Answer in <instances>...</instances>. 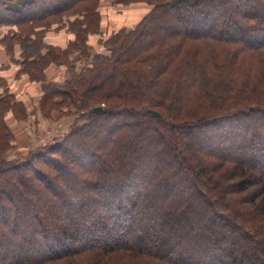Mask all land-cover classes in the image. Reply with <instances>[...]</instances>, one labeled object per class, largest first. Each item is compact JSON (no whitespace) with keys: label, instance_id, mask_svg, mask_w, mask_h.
I'll return each mask as SVG.
<instances>
[{"label":"trees","instance_id":"16d2710c","mask_svg":"<svg viewBox=\"0 0 264 264\" xmlns=\"http://www.w3.org/2000/svg\"><path fill=\"white\" fill-rule=\"evenodd\" d=\"M99 1L0 0V26L17 29L1 42L7 52L18 45L21 72L39 80L46 78L55 48L46 46L36 29L84 14L71 20L77 40L64 52L67 57L80 47L81 56L56 59L70 68L69 80L42 90L52 108L83 111L86 121L27 159L8 162L10 137L1 117L12 96L0 78V264H190L181 250L194 243L206 249L203 254L191 249L196 264H209L216 252L226 264H264V0H147L153 9L137 27L114 34L108 55L90 57L91 30L82 25L86 17L99 16ZM76 61H82L78 72ZM96 107L101 110L93 112ZM108 126L114 131L99 142ZM216 134L230 141L216 145ZM145 137L151 144L141 150L138 143ZM192 137L205 141L204 149ZM164 157L168 161L161 165ZM136 159L157 163L153 182L161 181L170 198L166 210L160 209L164 224L156 237L138 231L145 204L135 198L148 168L129 182L126 170ZM172 168L183 175L169 181ZM73 171L80 179L74 174L72 186L83 184L78 191L84 199L62 178ZM120 174H125L121 181L107 189L106 178ZM42 181L49 191L37 189L36 198L23 202L22 208L33 207L23 221L12 201ZM100 188L107 190L101 195ZM176 188L190 189V197L203 200L206 209L183 203ZM56 191L59 195L44 203L42 198ZM67 196L74 198L71 217L60 224ZM147 206L150 213L154 206ZM212 211L214 227L222 232L210 235L205 220ZM18 219L23 232L13 224ZM236 239L243 242L237 252ZM227 245L232 250H225Z\"/></svg>","mask_w":264,"mask_h":264},{"label":"rangeland","instance_id":"374dc122","mask_svg":"<svg viewBox=\"0 0 264 264\" xmlns=\"http://www.w3.org/2000/svg\"><path fill=\"white\" fill-rule=\"evenodd\" d=\"M123 1L124 2H118L115 0H101L99 1L98 6H97L98 7L97 10L99 11V16H97L96 19L93 17L85 18V21L83 22L84 24L82 26H86V24H88L89 29L91 30V32H89L86 36V46H87V49L89 50L87 54L90 57H93L94 55H108L109 47L107 45V41L119 31L125 30L129 32L131 30H134L137 27V25L142 21V19H144V17H146L151 12L154 6V3L149 2L147 0H123ZM75 18L81 20L82 18H84V14L78 13L73 16H65L62 22H60V24L59 23L52 24L49 28H46V29L44 28L36 29L37 32L42 33L41 37L43 38L44 44L48 47L55 48L52 54L48 57V60L52 62L48 63L47 65V68L49 67L51 68L47 70H48L49 78L52 77L53 81L49 79H48L49 81L46 80L48 76L47 72L45 74L46 78L43 80H39V79H34L33 76L30 77L29 76V74H31L30 71L28 72L24 71V72L18 73V75L15 76L13 69L6 67V70H4L6 72V76H10L13 78V79H8L6 77L7 79L6 87H7V90L10 92L8 93L11 94L12 98L8 100L7 102L8 106L6 105V108H4L6 110L3 113L1 112L2 113V117H1L2 123L6 125V130L9 133L8 137H10V139H8L6 143L7 146H10L8 147L9 151H7L6 153V160L8 162H11V161L21 162L27 159L31 154L37 153L43 150V148H45L44 146L52 145L58 142V140L60 138H63V136L67 135L73 127L80 126L81 123L86 122L84 121V117L81 116V113H84L83 111L79 110L77 111L78 113L77 112L75 113L74 108L66 109L63 106L61 107V112H60L59 107L52 108V106L50 105L51 103L50 102L48 103V100L44 99L45 92L42 90L43 85H47L48 83L58 84L64 81L67 82L70 78V68L69 69L66 68L64 66V62H58L56 61V59H60L59 55L60 54L63 55L67 47L71 45V43L74 40H77V35L75 32H73L72 26H70L71 20ZM13 32L15 33L17 32V29L14 26H0V41L5 36L6 38H8V36L13 35ZM154 32L155 31H153L152 33ZM76 45L77 44H75V46ZM80 49L81 48L78 47V49L75 50L76 53L71 52L70 55L69 54L67 55V57L64 54L66 57V61L74 60L75 58L81 56ZM7 50L8 49L6 47V51ZM9 53L10 52H8V54ZM76 62L77 63L74 65H75L76 72H78L81 69L80 66L82 65L81 63L82 61H80V63H78V61ZM16 63L21 69L24 68L21 62H16ZM74 65L72 66L74 67ZM12 80H13V85H12L13 91H14L13 87L15 85L18 86L19 84L21 85L25 83H34V82L40 84L41 91H38V89H34L35 90L34 93L32 92L20 93L18 94L20 98L19 99L16 94L11 92V88L8 85V82L10 83V81L12 82ZM100 105L104 107L103 103ZM66 111H68V113H66ZM247 124L254 130H259V127L255 126L253 122L250 121ZM242 125H245L244 122H242ZM112 131L114 130H111L108 126V128H106L100 134L99 142L103 141V139L107 137L108 135H110V132ZM147 133H148L147 134L148 136L151 132L148 131ZM194 138L192 137V140L194 141V143L196 144L198 143V146H200L201 148H203V145H206L205 141L199 142V140H196ZM213 138L215 139L216 145L217 144L224 145L226 144V142L230 141L229 140L230 138H226V139L224 138V140H221L222 138L221 137L218 138L217 134L214 135ZM146 139L148 138L145 137V139L142 142L138 143V146L139 148H141V150L147 148L151 144L149 143L150 141ZM87 148L90 150L91 146ZM160 152L161 151H159V153ZM98 155H99L98 157H100V160H101V162L99 163L100 167L104 168L105 164L103 161V157L101 153H98ZM98 157L97 158L94 157V159L99 161ZM136 160H137L136 163H134L132 167H128L126 170L127 171L126 176L130 178L129 182H132L133 179L135 182H137V180H139L138 172H142L143 170H147L148 168L147 179L146 181H144V184L140 183V185H142V188L139 189L140 194L137 195L135 198L136 200L141 199V202H144L145 204V209L140 208V212H142L145 215V217H143L142 218L143 220H141L142 222L139 223L141 225L138 231L143 230V231L153 232L155 233V237H156V235L158 236V234H162L161 228L163 227V224H164L162 219L159 217L161 216L163 218V214H164L163 212H160V209L166 208L167 203L170 200V198L167 197L168 194L166 193V190L164 189V187L160 185L161 181L159 182V180H155L153 182L154 177L158 174L157 163L153 161L152 159L148 160L147 163L144 162L145 164L142 163L143 161L140 162L138 159ZM167 161L168 160L165 159L164 157L161 160L160 164L164 165L166 164ZM134 173L137 174L136 177H134ZM171 173H172V176L169 181L179 179L183 175L182 173L177 172L174 169L172 170ZM74 174L77 175L78 179H80V176L74 171H73V174L71 173L69 175L67 173H63L62 178L67 181L68 187L69 186L75 187L72 193L76 194L78 198L81 197L84 199V197L82 196V193L78 191V189L83 184L79 182L77 186H74V185L72 186L71 181L77 179ZM123 175L120 174V175H117V177H115L116 175H111L110 177L106 178L105 184L107 185V189L109 185H111L112 183L121 181ZM163 178L168 179L167 176L166 177L164 176ZM21 180L23 181V185L25 184L26 186H28L30 182L29 177H24ZM31 183L34 184V182L32 181ZM42 183H43L42 186L38 184H35L33 188L31 186V191L26 190L25 192L26 197H24L23 199L17 198L12 201V203H15L14 208L22 212L23 221L24 219L27 220L29 216H31V208H33V207H29L26 209L22 208L23 202L25 200H33L34 198H36L35 191L37 189L49 191L48 187L45 185V181H42ZM107 189L100 188V190H98V193L102 195V193L106 191ZM147 189L149 191H147ZM12 190H13V193L14 192L17 193L16 190L14 189ZM8 191H9L8 193L11 194L12 191L11 190H8ZM188 192H190V189L176 188L174 190L175 195L177 194L180 197L179 200L183 201V203H186L189 201V202L199 205L200 209L205 208V204L203 200L193 199V197H190V193ZM49 193L51 196L48 195L49 197H47L46 199L42 198V200L46 204L51 203L50 200L51 198H53L52 196L59 195L57 191L49 192ZM115 196L117 198H121V193L117 191L115 193ZM151 198H153V200L149 202L148 199H151ZM64 199L65 200L63 203L60 202L61 206L64 207V209L61 211V214L58 216V221L62 222L60 224H66L67 222H65V220L71 217L70 215L71 211L69 207L71 205L70 201H72L74 198H70L69 196H67V197H64ZM169 203L173 204V201H170ZM147 205L154 206L153 210L150 209L151 210L150 213L148 212V210H146V207H148ZM34 207L37 208L38 206L35 205ZM195 218L198 220L199 217H195ZM216 219H217L216 214L212 211L211 213H209L208 219L205 220V222L208 224V227L210 228V229L208 228V234L210 235H213L214 232L215 233H217L218 231L222 232L220 228L214 227L216 225L214 224ZM179 222H182V220H180ZM13 224H17L19 227L18 229L21 232H23V229L21 228L22 223L19 219L13 222ZM200 225L201 224L196 225L198 228V229L196 228V230L200 229ZM202 225L204 226L206 224H202ZM65 228H67V226ZM134 228L135 227H133V229ZM14 230L15 229L12 228V231L10 234V236L12 237H13V233L14 235H16V232H13ZM235 244L236 245L234 246V248L235 249L237 248L236 250L237 252L239 251L238 249L239 246H241L243 242L236 239ZM193 248L197 249V251L200 254H203V252H205L206 250L203 247V244H198V243H194L192 247H182V250H181L182 253L186 254L184 256V261L190 262V264H196V260L191 259L189 257L190 256L189 254L193 252L191 250ZM224 248L227 251L228 249L229 251L232 250L230 248V245L229 246L227 245L226 247L224 246ZM218 254H221V253L216 252V254H213V256L209 258V261H210L209 264H226L227 260L223 259V257H219ZM199 259L200 258H198V260Z\"/></svg>","mask_w":264,"mask_h":264},{"label":"crops","instance_id":"0c3cea01","mask_svg":"<svg viewBox=\"0 0 264 264\" xmlns=\"http://www.w3.org/2000/svg\"><path fill=\"white\" fill-rule=\"evenodd\" d=\"M20 54H21V49H20V47L18 45H16L15 48L12 49L11 52L8 54V52L6 51L5 46H3L2 42L0 41V78L3 79L5 82L7 80L6 77L8 79H13L10 76H6V72L4 71V70H6V67H9V68L13 69L15 76L18 75V73H21L22 69L16 63V62H21L20 61ZM49 68H48V70H49ZM48 70L46 71L47 75H48ZM48 79L52 80V77L49 78V75H48L46 80L49 81ZM64 82L59 83V84H63ZM8 85L11 88V92L16 94L18 98H19L18 94H20V93H30V92L34 93L35 92L34 89H38V91H41L40 84L35 83V82L34 83H25V84H21V85L19 84L18 86L15 85L13 87L14 91L12 90L13 80H12V82L10 81V83L8 82ZM0 91H2V89H0Z\"/></svg>","mask_w":264,"mask_h":264},{"label":"water","instance_id":"95a60500","mask_svg":"<svg viewBox=\"0 0 264 264\" xmlns=\"http://www.w3.org/2000/svg\"><path fill=\"white\" fill-rule=\"evenodd\" d=\"M100 110H101V107H96V108L93 109V112H98Z\"/></svg>","mask_w":264,"mask_h":264}]
</instances>
